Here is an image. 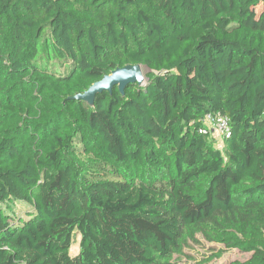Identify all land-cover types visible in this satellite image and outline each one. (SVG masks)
<instances>
[{
  "label": "trees",
  "instance_id": "trees-1",
  "mask_svg": "<svg viewBox=\"0 0 264 264\" xmlns=\"http://www.w3.org/2000/svg\"><path fill=\"white\" fill-rule=\"evenodd\" d=\"M199 235L264 264V0H0V264H177Z\"/></svg>",
  "mask_w": 264,
  "mask_h": 264
},
{
  "label": "rangeland",
  "instance_id": "rangeland-1",
  "mask_svg": "<svg viewBox=\"0 0 264 264\" xmlns=\"http://www.w3.org/2000/svg\"><path fill=\"white\" fill-rule=\"evenodd\" d=\"M261 5L257 6L256 9L259 12L261 10ZM145 74L147 69H144ZM16 212L24 217L31 216L27 214L31 210V205L22 201H17L14 203ZM242 235L239 236L241 238ZM200 243H192L190 247L186 248L187 256H182L179 258L177 264H202V260L212 255V253L218 250H224L223 254L219 258H214L212 263L217 264H227L234 260H245L250 257L251 252H249L244 244L240 246L228 245L223 241H208L202 235H199ZM242 239V238H241ZM79 251V243H74L71 252L77 254Z\"/></svg>",
  "mask_w": 264,
  "mask_h": 264
},
{
  "label": "water",
  "instance_id": "water-1",
  "mask_svg": "<svg viewBox=\"0 0 264 264\" xmlns=\"http://www.w3.org/2000/svg\"><path fill=\"white\" fill-rule=\"evenodd\" d=\"M144 69L145 67L140 63L117 67L101 79L93 82L84 92L74 95L72 99L85 100L90 105H94L98 94L112 91L115 86L124 93L129 83H138L140 86L145 85L147 77Z\"/></svg>",
  "mask_w": 264,
  "mask_h": 264
},
{
  "label": "built area",
  "instance_id": "built-area-1",
  "mask_svg": "<svg viewBox=\"0 0 264 264\" xmlns=\"http://www.w3.org/2000/svg\"><path fill=\"white\" fill-rule=\"evenodd\" d=\"M205 127H201L199 132L210 133L214 139L216 147L223 149L225 141L231 137L232 131L228 121L222 115H208L204 118Z\"/></svg>",
  "mask_w": 264,
  "mask_h": 264
}]
</instances>
